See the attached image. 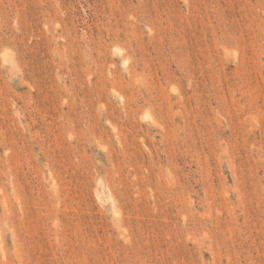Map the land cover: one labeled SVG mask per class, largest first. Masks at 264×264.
<instances>
[{"label":"rangeland","instance_id":"rangeland-1","mask_svg":"<svg viewBox=\"0 0 264 264\" xmlns=\"http://www.w3.org/2000/svg\"><path fill=\"white\" fill-rule=\"evenodd\" d=\"M0 264H264V0H0Z\"/></svg>","mask_w":264,"mask_h":264}]
</instances>
